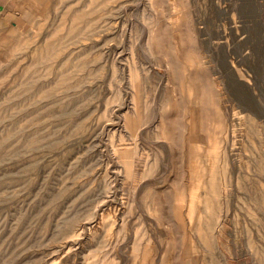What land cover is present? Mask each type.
Segmentation results:
<instances>
[{
	"label": "rangeland",
	"instance_id": "374dc122",
	"mask_svg": "<svg viewBox=\"0 0 264 264\" xmlns=\"http://www.w3.org/2000/svg\"><path fill=\"white\" fill-rule=\"evenodd\" d=\"M6 1L0 264H264V0Z\"/></svg>",
	"mask_w": 264,
	"mask_h": 264
},
{
	"label": "crops",
	"instance_id": "0c3cea01",
	"mask_svg": "<svg viewBox=\"0 0 264 264\" xmlns=\"http://www.w3.org/2000/svg\"><path fill=\"white\" fill-rule=\"evenodd\" d=\"M0 5H4L6 8L8 4L6 0H0ZM0 13H1V9H0ZM4 19L5 18L0 15V28L4 27Z\"/></svg>",
	"mask_w": 264,
	"mask_h": 264
},
{
	"label": "bare ground",
	"instance_id": "6f19581e",
	"mask_svg": "<svg viewBox=\"0 0 264 264\" xmlns=\"http://www.w3.org/2000/svg\"><path fill=\"white\" fill-rule=\"evenodd\" d=\"M162 30V29H161ZM49 41V40H48ZM49 43V42H48ZM47 49V48H46ZM119 50V49H118ZM121 50V49H120ZM45 57V56H44ZM118 58V57H117ZM56 66V65H55ZM127 94H128V92H127ZM126 105V104H125ZM125 107V106H124ZM157 108V107H156ZM157 112V111H156ZM159 113V112H158ZM121 114V113H120ZM119 117V116H118ZM172 117V116H171ZM121 118H122V116H121ZM123 119V118H122ZM158 121V120H157ZM118 123H120V122H118ZM158 123V122H157ZM113 124H115V123H113ZM109 125V124H108ZM121 125V124H120ZM155 125V124H154ZM114 126V125H113ZM107 127V126H106ZM105 128V127H104ZM105 130V129H104ZM124 130V129H123ZM106 133V132H105ZM103 137V136H102ZM100 141H102V139L100 140ZM102 143V142H101ZM107 150V149H106ZM106 154H107V152H106ZM109 155V154H108ZM111 157V156H110ZM140 166V165H139ZM165 166V165H164ZM168 168V167H167ZM110 169V168H109ZM235 172V171H234ZM115 174H117V173H115ZM97 221V220H96ZM83 227V226H82ZM86 227V226H85ZM88 230V229H87ZM87 232V231H86Z\"/></svg>",
	"mask_w": 264,
	"mask_h": 264
}]
</instances>
